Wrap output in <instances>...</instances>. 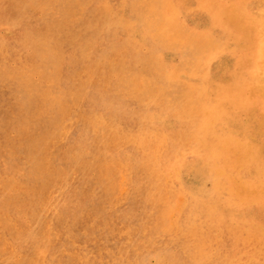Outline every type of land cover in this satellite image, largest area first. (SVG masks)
<instances>
[{"label": "rangeland", "instance_id": "obj_1", "mask_svg": "<svg viewBox=\"0 0 264 264\" xmlns=\"http://www.w3.org/2000/svg\"><path fill=\"white\" fill-rule=\"evenodd\" d=\"M255 1L0 0V264H264Z\"/></svg>", "mask_w": 264, "mask_h": 264}, {"label": "bare ground", "instance_id": "obj_2", "mask_svg": "<svg viewBox=\"0 0 264 264\" xmlns=\"http://www.w3.org/2000/svg\"><path fill=\"white\" fill-rule=\"evenodd\" d=\"M249 1H251V0H249ZM256 1H257V0H256ZM256 1H255V3H256ZM243 2L245 3V1H243ZM246 2H247V1H246ZM17 3H18V6H20V7L22 6L21 3H19V2H17ZM230 5H231V4H230ZM254 5H256V4H254ZM18 6H17V4H15V7H16V8H19ZM240 6H241V5H240ZM246 6H247V5H246ZM227 7H228V6H227ZM227 7H225V8H227ZM232 7H233V6H232ZM225 8H224V10H226ZM228 8H229V7H228ZM235 8H236V7L233 8V9H234V12H235ZM242 8H243V6H242ZM247 8H248V7H247ZM250 8H251V7H250ZM250 8H248V9H250ZM252 8H253V7H252ZM219 9H221V8H219ZM238 9H240V7H239ZM255 9H256V8H255ZM210 10H211V8H210ZM236 10H237V9H236ZM252 10H253V9H252ZM211 11H212V10H211ZM230 11H231V10H230ZM239 11H240V10H239ZM244 11H246V10H244ZM225 12H226L225 14H227V11H225ZM231 12H232V11H231ZM234 12H233V13H234ZM240 12H241V11H240ZM256 12H257V11H256ZM244 13H245V12H244ZM258 13H259V11H258ZM154 14H156V13H154ZM231 14H232V13H231ZM238 14H239V13H238ZM241 14H242V13H241ZM254 14H255V13H254ZM227 15H228V14H227ZM239 15H240V14H239ZM242 15H246V14H242ZM153 16L155 17V15H153ZM218 16H219V15H218ZM218 16H217V19H219ZM246 16H247V17H246ZM246 16H244V17H246V18L249 17L248 14H247ZM255 16H257V17L259 18L258 15L255 14ZM154 17H153V18H154ZM159 17H161V16L159 15ZM219 17H220V16H219ZM230 17H232V16L230 15ZM233 17H234V16H233ZM239 17H240V16H239ZM151 18H152V17H151ZM234 18H235V17H234ZM236 18H237V17H236ZM254 18H255V17H254ZM258 18H257V19H258ZM263 18H264V17H263ZM244 19H245V18H244ZM260 19H261V17H260ZM152 20H156V17H155L154 19H152ZM152 20H150V22H152ZM228 20H229V18H228ZM237 20H238V19H237ZM248 20H249V21H251V20H250V19H247L246 22L249 24ZM255 20H256V18H255ZM231 21H232V20H231ZM225 22L227 23V21H225ZM233 22H234V21H233ZM235 22H236V21H235ZM238 22H239V21H238ZM263 22H264V21H263ZM228 23H229L228 25L230 26V20H229ZM231 23H232V22H231ZM255 23H256V22H255ZM257 23H260V22H257ZM244 24H245V23H244ZM163 25H164V23H163ZM232 25H235V24H232ZM246 25H247V24H246ZM258 25H259V24H257V26H258ZM58 26H59V27H63V29L65 28V26H63V25H61V24H58ZM254 26H255V25H254ZM259 26H260V25H259ZM235 27H236V25L234 26V28H235ZM244 27H245V26H244ZM257 28H260V27H257ZM63 29H62V30H63ZM249 29H251V28H249ZM236 30H238V29H236ZM239 30H241L240 27H239ZM242 30H243V29H242ZM245 30H246V29H244L243 31H245ZM215 31H216V30H215ZM246 32H247V30H246ZM250 32H251V31H250ZM255 32H257V31H255ZM133 34H134V33H133ZM135 34H136V33H135ZM245 34H246V33H245ZM257 34H260V33H257ZM242 35H244V32H243ZM242 35H241V36H242ZM254 35H255V33H254ZM247 36H248V35H246L245 37L247 38ZM255 36H257V35H255ZM255 36H254V37H255ZM245 37H244V39H246ZM249 37H251V35H249ZM44 38H45V37H44ZM241 38H242V37H241ZM138 39H140V37H139ZM239 39H240V38H238V40H239ZM244 39H240V40L243 41ZM247 39H248V38H247ZM251 39H252V38H251ZM68 40H69V36H67V41H66V42H68ZM240 40H239V41H240ZM236 41H237V40H236ZM239 41H238V42H239ZM242 41H241V42H242ZM248 41H251V40L248 39ZM248 41H247V43H249ZM258 41H259V40H258ZM59 44H60L59 40L56 39V38H54L53 36H50V35H49V37H47V38L41 40L40 45H41L42 49H41L40 53H41V54L46 53V54L51 58V62H47V61H45L47 64H54V63L56 62V59H57L58 53L55 54V53H54V49L57 48L56 46L59 45ZM237 44H239V43H237ZM242 44H244V43L242 42ZM249 44H250V43H249ZM255 44H256V43H254V45H255ZM231 45H232V44H231ZM245 45H247V47H248V44H244V46H245ZM251 45H253V44H251ZM233 46H234V45H233ZM233 46H232V47H233ZM236 46L241 47V46H239V45H236ZM242 46H243V45H242ZM93 47H94V46H93ZM238 47H237V49H238ZM251 47H254V46H251ZM243 48H244V47H243ZM243 48H242V49H243ZM143 49H144V48H143ZM244 49H247L246 46H245ZM249 49H250V46L248 47V50H249ZM252 49H253V48H252ZM102 50H103V49H102ZM103 52H104V50H103ZM249 52H250V51H249ZM219 53H220V52H219ZM250 53H251V52H250ZM255 53H256V52H255ZM222 54H223V53H222ZM225 54H226V53H225ZM227 54H229V53H227ZM248 54H249V53H248ZM257 54H258V53H257ZM222 56H223V55H222ZM228 56H230V54H229ZM257 56H258V55H257ZM257 56H256V57H257ZM218 57H219V56H218ZM226 57H227V56H226ZM226 57H225V58H226ZM232 58H233V57H232ZM215 59H217V58H215ZM215 59H214V60H215ZM217 60H218V59H217ZM222 60H223V59H222ZM232 60H233V59H232ZM232 60H231V61H232ZM226 61H227V60H226ZM237 61H238V62H242V61H239V60H237ZM245 61H247V60H245ZM248 61H250V59H249ZM65 63H66V62H65ZM65 63H64V64H65ZM67 63H68V62H67ZM210 63H211V62H210ZM241 64H242V63H241ZM245 64H247V63L245 62ZM250 64H251V63H250ZM150 65H151V64H150ZM230 65H233V62H232V64H231V62H230ZM236 65H237V63H236ZM239 65H240V64H239ZM256 65H257V62H256ZM240 66H241V65H240ZM248 66H249V65H248ZM257 66H258V65H257ZM260 66H261V65H260ZM210 67H211V66H210ZM254 67H255V66H254ZM254 67H253V69H254ZM258 67H259V66H258ZM71 68H73V67H71ZM209 69H210V68H209ZM231 69H233V68H231ZM229 70H230V69H228V71H229ZM237 70H238V69H237ZM239 70H240V69H239ZM251 70H252V69H251ZM258 70H259V69H258ZM258 70H256V71L259 72ZM64 71H65V70H64ZM228 71H226V72H228ZM253 71H255V70H253ZM226 72H225V74H227ZM239 72H240V71H239ZM243 72H244V71H243ZM243 72H242V73H243ZM210 73H211V71H210ZM228 73H229V72H228ZM232 74H233V73H232ZM232 74L230 73V75H232ZM237 74H238V73H237ZM240 74H241V73H240ZM255 74H256V73H255ZM257 74H258V73H257ZM235 75H236V74H235ZM237 76H238V75H237ZM237 76H235V77H237ZM210 77H211V76H210ZM222 77H223V76H222ZM226 77H227V76H226ZM252 77H253V76H252ZM141 78L144 79L143 77H141ZM193 78H194V77H193ZM258 78H259V77H258ZM208 79H209V78H208ZM208 79H207V81H210V79H212V78H210L209 80H208ZM224 79H225V77H224ZM255 79H256V78H255ZM255 79H254V80H255ZM261 79H262V76H261ZM262 80H263V79H262ZM211 81H212V80H211ZM258 81H259V80H258ZM229 82H230V81H229ZM252 82H253V81H252ZM252 82H251V84H253ZM191 83H192V82H191ZM226 83H227V82H226ZM258 83H259V82H257V84H258ZM254 84H256V83H254ZM212 85H213V84H212ZM213 86H214V85H213ZM260 86H261V85H260ZM251 87H252V86H251ZM254 88H255V87H254ZM256 88H257V87H256ZM252 89H253V88H252ZM258 89H260V88L258 87ZM208 90H209V89H208ZM254 91H255V90H254ZM88 92H89V91H88ZM91 92H92V91H91ZM93 93L95 94V92H93ZM259 93H260V91H259ZM263 93H264V92H263ZM263 93H262V94H263ZM210 94H211V93H210ZM250 95H251V94H250ZM261 96H262V95H261ZM262 101H263V99H262ZM254 107H255V106H254ZM228 108H231V107H228ZM228 108H227V109H228ZM250 109H251V108H250ZM256 109H257V108H256ZM256 109H255V111H256ZM252 110H253V109H252ZM227 111H228V110H227ZM204 112H205V111H204ZM206 112H207V111H206ZM242 112H243V111H242ZM247 112H248V111H247ZM253 112H254V111H253ZM256 112H257V111H256ZM256 112H255V113H256ZM229 113H230V112H229ZM263 113H264V112H263ZM230 115H231V114H230ZM234 115H235V114H234ZM239 116H240V115H239ZM242 116H243V115H242ZM255 116H256V114H255ZM263 116H264V115H263ZM225 117H226V116H225ZM228 118H229V117H228ZM238 118H239V117H238ZM237 120H238V119H237ZM221 121H222V120H221ZM221 121H220V122H221ZM242 121H243V120H242ZM218 122H219V121H218ZM210 123H213V121L210 122ZM221 123H222V122H221ZM225 123H226V122H225ZM237 123H238V121H237ZM241 123H242V122H241ZM217 125H218V124H217ZM235 125H236V124H235ZM220 126H223V125H220ZM224 127H225V126H224ZM228 128H229V127H228ZM216 131H217V130H216ZM226 131L228 132V130H226ZM239 133H240V132H239ZM251 133H252V131H251ZM231 135H232V134H231ZM239 135H241V134H239ZM163 136H164V135H163ZM235 136H236V135H235ZM243 136H244V135H243ZM261 136H263V135L261 134ZM263 138H264V137H263ZM230 139H231V138H230ZM235 139H237V138H235ZM244 139H245V138H244ZM246 139H247V138H246ZM251 139H252V138H251ZM251 139H250V140H251ZM237 140H238V139H237ZM248 141H249V139H248ZM258 141H259V140H258ZM224 142H225V144H226V141H224ZM227 142H228V141H227ZM242 142H243V141H242ZM256 142H257V141H256ZM259 142H260V141H259ZM213 143H214V142H213ZM228 143H229V142H228ZM228 143H227V144H228ZM219 144H221V143H219ZM245 144H246V143H245ZM250 144H251V143H250ZM252 144H253V143H252ZM254 144H255V143H254ZM241 145H242V144H241ZM241 145H240V147H243V146H241ZM257 145H258V144H257ZM213 146H214V144H213ZM216 146H218V145H216ZM219 146L222 147L221 145H219ZM232 146H233V145H232ZM258 146H259V145H258ZM258 146H257V147H258ZM220 147H218V148H220ZM229 147H230V146H229ZM235 147L238 148L237 145H236ZM250 147H252V146H250ZM254 147H255V146H254ZM254 147H253V148H254ZM257 147H256V148H257ZM199 148H200V147H199ZM201 148H202V147H201ZM222 148H223V147H222ZM256 148H254L253 153H254V151L256 150ZM214 149H215V148H213V150H214ZM239 149H241V148H239ZM239 149H238V150H239ZM245 149H246V148H245ZM248 149H249V148H248ZM216 150H217V149H216ZM220 150H221V148H220ZM233 150H234V149H232V152H233ZM249 150H250V149H249ZM214 151H215V150H214ZM221 151H222V150H221ZM235 151H236V150H235ZM235 151H234V152H235ZM245 151H246V150H245ZM217 152H218V151H217ZM227 152H228V148H227ZM229 152H230V151H229ZM240 152H241V150H240ZM240 152H237V153L239 154ZM215 153H216V152H215ZM240 154H241V153H240ZM249 154H250V152H249ZM217 155H218V154H217ZM220 155H221V154H220ZM220 155H219V156H220ZM253 155H254V154H253ZM253 155H252V157H253ZM182 156H183V155H182ZM231 156H232V155H231ZM233 156H234V155H233ZM239 156H240V155H239ZM256 156H257V155H256ZM235 157H236V156H235ZM241 157H242V155H241ZM260 157H261V156H260ZM187 158H188V157H187ZM226 158L228 159V157H226ZM242 158H244V157H242ZM242 158H240V159H242ZM258 158H259V157H258ZM261 158H262V157H261ZM182 159H183V158H182ZM213 159H214V158H213ZM219 159H220V158H219ZM233 159H234V158H233ZM245 159H246V158H245ZM253 159H254V158H253ZM173 160H175V159H173ZM176 160H177V159H176ZM183 160H184V159H183ZM215 160H216V158H215ZM221 160L224 161V158H223V159L221 158ZM238 160H239V159H238ZM212 161H213V160H212ZM256 161H257L256 163H258V160H256ZM259 161H264V160H259ZM232 162H233V161H232ZM242 162H243V161H242ZM254 162H255V159H254ZM219 163H220V162H219ZM221 163H222V162H221ZM221 163H220V164H221ZM251 163H252V161H251ZM261 163H262V162H261ZM263 163H264V162H263ZM252 164H253V163H252ZM258 164H259V163H258ZM233 165L235 166V164H232V166H233ZM246 165H247V164H246ZM248 165H250V164H248ZM261 165H262V164H261ZM261 165H257V167H258V166H261ZM263 165H264V164H263ZM34 166H35V168H34L35 171H36V170L38 171L41 165H40V163L36 162V165H34ZM230 166H231V163H230ZM232 166H231V167H232ZM241 166H242V165H241ZM251 166L253 167V165H251ZM244 167H245V166H244ZM220 168H221V167H219V169H220ZM224 168H225V167H224ZM248 168H250V167H248ZM235 169H236V168H235ZM235 169H234V170H235ZM241 169H242V168H241ZM241 169H240V171H241ZM250 169H252V168H250ZM263 169H264V168H263ZM222 170H225V169L222 168ZM226 170H228V169H226ZM234 170H233V172H234ZM244 170H245V169H244ZM257 170H258V169H257ZM260 170H261V169H260ZM260 170H259V172H261ZM217 171H218V169H217ZM263 171H264V170H263ZM241 172H242V171H241ZM239 173H240V172H239ZM246 174H247V173H246ZM260 174H263V173L261 172ZM260 174H259L258 176H260ZM252 176H254V174H252ZM31 177H33V176H31ZM237 177H239V176H237ZM246 177H247V176H246ZM255 177H256V176H254V178H255ZM260 177H261V176H260ZM249 178H251V177L249 176ZM262 178H263V177H262ZM256 179H257V178H256ZM229 180H230V179H229ZM229 180H228V181H229ZM245 180H246V178H245ZM247 180H248V179H247ZM253 180H254V179H253ZM258 180L261 181L260 179H258ZM248 181H249V180H248ZM241 182H242V181H241ZM251 182L253 183L254 181H252V179H251ZM255 182H256V181H255ZM262 182H263V181H262ZM244 183H245V182H244ZM247 183H249V182H247ZM237 184H238V183H237ZM227 185H228V184H227ZM229 185H231V183H230ZM244 186H246V183L244 184ZM225 187H226V185H225ZM250 187H252V186H250ZM225 189H226V188H225ZM257 189H258V188H257ZM228 190H229V189H228ZM231 193H232V192H231ZM239 195H240V194H239ZM252 195H254V194H252ZM237 196H238V194H237ZM263 196H264V195H263ZM239 197H241V195H240ZM242 197H243V196H242ZM248 198H249V197H248ZM257 198H258V197H257ZM259 198H260V197H259ZM252 199H255V198H252ZM262 199H263V198H262ZM255 200L257 201V199H255ZM259 201H260V199H259ZM261 201H262V200H261ZM262 202H263V201H262ZM239 203H240V202H239ZM243 203H244V202H243ZM258 203H259V202H258ZM263 203H264V202H263ZM240 204H241V203H240ZM263 208H264V207H263ZM211 211H212V210H211ZM214 212H215V211H213V213H214ZM261 212H262V211H261ZM211 213H212V212H211ZM251 213H252V212H251ZM262 215H263V214H262ZM260 217H261V216H260ZM259 219H260V218H259ZM254 222H256V221H254ZM262 222H263V221H262ZM256 223H257V222H256ZM254 225H255V224H254ZM258 254H259V253H258ZM261 264H262V263H261Z\"/></svg>", "mask_w": 264, "mask_h": 264}]
</instances>
